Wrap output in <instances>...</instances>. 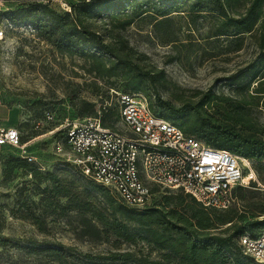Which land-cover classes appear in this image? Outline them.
I'll list each match as a JSON object with an SVG mask.
<instances>
[{"label": "rangeland", "instance_id": "rangeland-1", "mask_svg": "<svg viewBox=\"0 0 264 264\" xmlns=\"http://www.w3.org/2000/svg\"><path fill=\"white\" fill-rule=\"evenodd\" d=\"M77 1L0 0V97L19 105L21 117L16 127L33 156L28 161L40 171H55L62 166V157L55 150L62 121L83 118L85 114L77 110L82 101L96 109L101 105L116 109L115 90L142 93L157 113L161 109L154 104L155 93L175 105L194 103L206 92L257 100V106L250 105L248 116L264 125V93L253 91L264 71L263 66L260 68L263 49L248 33L217 34L222 19L202 0H162L139 15L116 3L100 16H80L120 55L146 73L127 81L121 75H98L91 57L60 52L32 25L14 22L5 14L8 9L29 3H47L65 11ZM247 4L248 0H229L227 10L241 13ZM261 6L264 15V1ZM262 25L255 36L264 37V22ZM47 113L54 118L47 119ZM109 119L108 125L123 129L120 120L113 115ZM11 157L23 156L17 148L2 145L0 264H137L101 258L110 251L159 256V250L141 238L131 243L112 235L102 234L99 239L81 236L77 211L61 216L53 213L48 201H39L32 176L23 168L9 167ZM256 175L264 183V165ZM247 189L235 203L238 209L250 201H264V188ZM31 213L37 215L42 229L32 222ZM251 218L252 213L247 212L241 222Z\"/></svg>", "mask_w": 264, "mask_h": 264}, {"label": "trees", "instance_id": "trees-1", "mask_svg": "<svg viewBox=\"0 0 264 264\" xmlns=\"http://www.w3.org/2000/svg\"><path fill=\"white\" fill-rule=\"evenodd\" d=\"M160 1L162 0H78L70 5V10L65 11H58L47 3H29L8 9L5 14L14 22L32 25L58 51L91 57L96 61L95 71L98 75H121L127 81L146 73L137 64L120 55L104 41L100 33L88 27L80 16H100L116 3L120 5L119 8L139 15L150 4ZM263 1L248 0L243 12L231 14L227 10L229 0H202L203 4L216 11L222 19L217 34L248 33L258 39V46L264 52L263 35H254L263 26ZM260 60V68L263 66L264 69V54ZM107 62L110 64L106 65ZM255 85L254 92L264 93V71ZM154 100V104L161 109L160 113L153 110L148 99L147 102L155 114L177 124L184 132L208 145L248 158L256 174L261 170L264 165V125L248 116L250 105L257 106V100L233 99L212 92L204 93L194 103L175 105L158 93L154 94ZM116 104V109L111 105L99 107L103 125H108L111 115L119 120L117 101ZM77 110L80 114H85L84 117L98 114V108L88 101H82ZM59 132L61 137L64 136V130ZM61 164L55 171L42 172L25 157H11L8 160L10 168H23L32 176L33 188L40 193L39 201H48L53 213L61 216L70 210L77 211L80 215L78 230L81 236L99 239L102 234L105 237L112 235L118 240L131 243L136 238H141L151 244L152 248L159 250L157 258H150L148 254L135 256L132 251H110L101 258L111 261L132 260L137 264L256 262L243 253L238 240L245 231L257 235L264 229V201L247 202L243 209H238L235 203L244 190L248 191L249 187L263 189L264 183H261L262 186L251 182L247 187H233L234 201L224 209L206 207L180 188L160 189L153 185L151 202L142 208H136L125 204L108 187L85 175L76 165L63 159ZM43 182L47 184L42 186ZM247 212L252 213V218L242 223ZM31 220L42 229V223L35 213H31Z\"/></svg>", "mask_w": 264, "mask_h": 264}, {"label": "built area", "instance_id": "built-area-1", "mask_svg": "<svg viewBox=\"0 0 264 264\" xmlns=\"http://www.w3.org/2000/svg\"><path fill=\"white\" fill-rule=\"evenodd\" d=\"M115 92L123 129L103 125L98 107L96 116L64 119L59 129L64 136L56 141L55 150L128 206L148 205L156 185L180 188L206 207L224 209L234 201L233 187L251 182L262 186L248 158L184 132L155 114L142 93ZM48 118L53 119V114L47 113ZM1 145L33 159L16 127H0ZM238 243L244 254L264 264V229L257 235L245 231Z\"/></svg>", "mask_w": 264, "mask_h": 264}, {"label": "crops", "instance_id": "crops-1", "mask_svg": "<svg viewBox=\"0 0 264 264\" xmlns=\"http://www.w3.org/2000/svg\"><path fill=\"white\" fill-rule=\"evenodd\" d=\"M20 117L21 109L19 105L10 103L0 97V127H16ZM1 147L2 145L0 151Z\"/></svg>", "mask_w": 264, "mask_h": 264}]
</instances>
